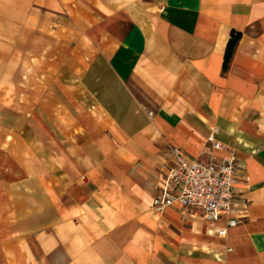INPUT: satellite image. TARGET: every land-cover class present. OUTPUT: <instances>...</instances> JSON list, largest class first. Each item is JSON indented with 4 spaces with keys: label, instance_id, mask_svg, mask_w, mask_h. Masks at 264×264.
<instances>
[{
    "label": "crops",
    "instance_id": "obj_1",
    "mask_svg": "<svg viewBox=\"0 0 264 264\" xmlns=\"http://www.w3.org/2000/svg\"><path fill=\"white\" fill-rule=\"evenodd\" d=\"M212 129L245 167L223 237L152 208ZM0 264H264V0H0Z\"/></svg>",
    "mask_w": 264,
    "mask_h": 264
},
{
    "label": "built area",
    "instance_id": "obj_2",
    "mask_svg": "<svg viewBox=\"0 0 264 264\" xmlns=\"http://www.w3.org/2000/svg\"><path fill=\"white\" fill-rule=\"evenodd\" d=\"M216 132L212 129L205 137L204 160L191 159L178 147L169 148L171 158L160 167L152 208L157 213L172 206L182 213L196 211L209 224L224 219L225 228L217 231L223 237L240 219L239 205L244 203L237 199L235 187L245 167L233 150L216 139Z\"/></svg>",
    "mask_w": 264,
    "mask_h": 264
},
{
    "label": "trees",
    "instance_id": "obj_3",
    "mask_svg": "<svg viewBox=\"0 0 264 264\" xmlns=\"http://www.w3.org/2000/svg\"><path fill=\"white\" fill-rule=\"evenodd\" d=\"M240 39V33L237 32H231L230 39L227 43L226 50L224 53V59H223V71H226L229 65V62L231 60V57L233 55V52L235 50V47L238 44V41Z\"/></svg>",
    "mask_w": 264,
    "mask_h": 264
}]
</instances>
